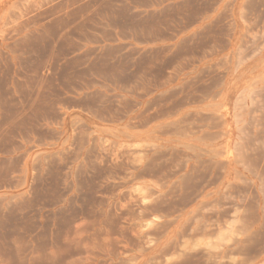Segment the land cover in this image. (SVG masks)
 I'll return each mask as SVG.
<instances>
[{
    "label": "rangeland",
    "instance_id": "obj_1",
    "mask_svg": "<svg viewBox=\"0 0 264 264\" xmlns=\"http://www.w3.org/2000/svg\"><path fill=\"white\" fill-rule=\"evenodd\" d=\"M0 264H264V0H0Z\"/></svg>",
    "mask_w": 264,
    "mask_h": 264
}]
</instances>
